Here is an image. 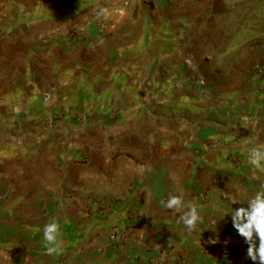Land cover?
Listing matches in <instances>:
<instances>
[{
    "label": "crops",
    "instance_id": "1",
    "mask_svg": "<svg viewBox=\"0 0 264 264\" xmlns=\"http://www.w3.org/2000/svg\"><path fill=\"white\" fill-rule=\"evenodd\" d=\"M262 5L0 0V264H256L230 214L264 184L247 162L264 144ZM170 194L197 206L195 231Z\"/></svg>",
    "mask_w": 264,
    "mask_h": 264
},
{
    "label": "clouds",
    "instance_id": "2",
    "mask_svg": "<svg viewBox=\"0 0 264 264\" xmlns=\"http://www.w3.org/2000/svg\"><path fill=\"white\" fill-rule=\"evenodd\" d=\"M110 11L107 7H100L98 16L107 18ZM248 164L255 169L254 178L257 173L264 174V144L259 143L248 149ZM247 207L234 209L230 214L233 226L238 234L244 238L248 245L247 256L256 264H264V184L260 190L247 201ZM164 207L179 212L177 223H182L188 232L197 229L202 221L197 206L189 204L185 210V201L182 195H169ZM44 247L48 255L58 254L63 247L61 225L52 219L43 226ZM215 243V241H212Z\"/></svg>",
    "mask_w": 264,
    "mask_h": 264
},
{
    "label": "built area",
    "instance_id": "3",
    "mask_svg": "<svg viewBox=\"0 0 264 264\" xmlns=\"http://www.w3.org/2000/svg\"><path fill=\"white\" fill-rule=\"evenodd\" d=\"M168 2L170 3H176L177 1L179 0H167ZM108 18H109V15L107 18H102L100 21H99V25L101 28H106V27H111V28H114V24H112L111 22L108 21ZM81 31H83V29H81ZM79 34V30L78 29H74V30H71L69 32V38L71 41H73L75 38H77V35ZM202 84H204L205 82L202 80L200 81ZM46 99H50V96H47ZM133 217H136V218H141L142 215L141 213H137L136 215H133ZM111 240L115 243V242H121L123 240V238L120 237V235L118 233H114L111 235Z\"/></svg>",
    "mask_w": 264,
    "mask_h": 264
},
{
    "label": "rangeland",
    "instance_id": "4",
    "mask_svg": "<svg viewBox=\"0 0 264 264\" xmlns=\"http://www.w3.org/2000/svg\"><path fill=\"white\" fill-rule=\"evenodd\" d=\"M238 1H263L262 7L264 8V0H238Z\"/></svg>",
    "mask_w": 264,
    "mask_h": 264
}]
</instances>
